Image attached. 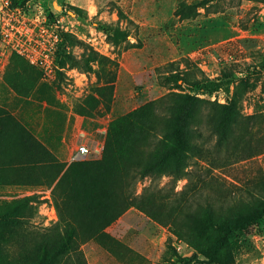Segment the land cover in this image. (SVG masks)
Masks as SVG:
<instances>
[{"label": "rangeland", "instance_id": "1", "mask_svg": "<svg viewBox=\"0 0 264 264\" xmlns=\"http://www.w3.org/2000/svg\"><path fill=\"white\" fill-rule=\"evenodd\" d=\"M19 4L17 8L30 20L29 28L38 32L49 26L60 41L63 38L67 55H59L58 44L52 56L55 68L45 75L0 39V134L19 133L14 124L19 122L65 169L73 164L70 157L81 145L91 149L83 161L100 160L115 118L170 93L222 105L235 95L243 115L264 112V4L258 0H20ZM99 23L121 35L113 38L98 28ZM71 58L88 63L92 71H83ZM187 67L203 72L194 70L198 82L223 80L224 85L211 93L205 86L191 90L182 82L174 83L170 70L183 73ZM80 119L83 134L77 143L74 136ZM259 129L261 137L264 128ZM202 132L201 140L208 141L210 148L214 139H208L205 129ZM23 142L22 152L17 140L6 152L0 138V165L6 159L16 164L41 158L30 137L25 135ZM32 165L0 174V204L39 195L40 201L47 202L39 204L38 215L29 222L41 230L55 226L59 218L52 188L38 186L40 171L34 174ZM225 166L194 160L190 180L158 174L139 181L135 195L146 191L158 196L155 212L162 222L128 209L105 230L106 236L84 243L78 240L86 263L179 264L173 248L183 259H192L186 264H206L171 235L163 222L164 208L182 192L192 201L231 204L246 196L247 188L256 189L264 182V154ZM58 194L62 197L63 191ZM231 242L234 264H264V218Z\"/></svg>", "mask_w": 264, "mask_h": 264}, {"label": "trees", "instance_id": "2", "mask_svg": "<svg viewBox=\"0 0 264 264\" xmlns=\"http://www.w3.org/2000/svg\"><path fill=\"white\" fill-rule=\"evenodd\" d=\"M19 1L11 0L13 7H20ZM258 1L264 4V0ZM98 28L113 38L121 35L119 30L102 23ZM60 42L59 55H67L63 38ZM71 61L87 73L92 71L88 63L85 66L73 58ZM186 70L183 73L178 68L170 70L174 83L182 82L191 90L205 86L211 93L224 85L223 80H201L200 84L195 80L194 70L203 72L196 67ZM239 103L235 95L222 105L191 94L170 93L115 118L109 126L102 158L76 161L68 169L30 131L11 119L20 132L12 135L2 132V148L10 151L11 142L17 140L19 150L25 149L23 141L27 135L41 158L33 163L22 160L16 164L15 160L6 159L0 165V174L34 164L32 169L37 172L33 173L40 171L41 177L35 182L52 188L59 220L55 226L41 230L31 226L29 220L38 215L39 204L47 202L40 201L39 195L0 204V264H87L78 240L84 243L106 236L105 230L128 209L136 208L162 222L155 212L158 196L146 191L135 195L139 181L158 174L176 181L190 180L194 160L228 166L264 154V134L258 135L259 128H264V112L245 116ZM203 129L208 132V139H214L210 148L205 143L208 141L201 140ZM164 209V224L169 226L171 235L194 251L195 258H203L206 264H234L233 237L255 227L264 218V182L256 189L247 188L246 196L231 204L217 206L210 200L192 201L182 192L179 198L167 202ZM171 250L179 264L192 260L183 259L175 249Z\"/></svg>", "mask_w": 264, "mask_h": 264}, {"label": "built area", "instance_id": "3", "mask_svg": "<svg viewBox=\"0 0 264 264\" xmlns=\"http://www.w3.org/2000/svg\"><path fill=\"white\" fill-rule=\"evenodd\" d=\"M30 20L11 0H0V39L6 43L12 53L23 57L29 64L49 75L55 68L54 55L60 39L49 26L35 32L29 28ZM91 154L87 146H79L71 161H83Z\"/></svg>", "mask_w": 264, "mask_h": 264}, {"label": "crops", "instance_id": "4", "mask_svg": "<svg viewBox=\"0 0 264 264\" xmlns=\"http://www.w3.org/2000/svg\"><path fill=\"white\" fill-rule=\"evenodd\" d=\"M76 127H77V134L74 137L77 138V139H75V142L78 143L79 142V139L78 138L83 134V120L82 119H80V120L77 121ZM64 140H65V138H64ZM72 145H74V143H72ZM74 152L72 153V155L74 154ZM72 155L70 157V160L72 158Z\"/></svg>", "mask_w": 264, "mask_h": 264}]
</instances>
